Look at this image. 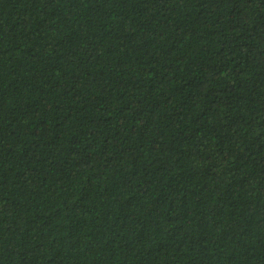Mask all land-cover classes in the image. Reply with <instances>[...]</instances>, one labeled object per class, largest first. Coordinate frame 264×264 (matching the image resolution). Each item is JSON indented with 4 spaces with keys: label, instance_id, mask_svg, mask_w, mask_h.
<instances>
[{
    "label": "trees",
    "instance_id": "trees-1",
    "mask_svg": "<svg viewBox=\"0 0 264 264\" xmlns=\"http://www.w3.org/2000/svg\"><path fill=\"white\" fill-rule=\"evenodd\" d=\"M0 264H264V0H0Z\"/></svg>",
    "mask_w": 264,
    "mask_h": 264
}]
</instances>
